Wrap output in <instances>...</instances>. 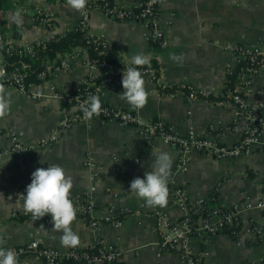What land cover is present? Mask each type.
Returning <instances> with one entry per match:
<instances>
[{
  "label": "crops",
  "instance_id": "0c3cea01",
  "mask_svg": "<svg viewBox=\"0 0 264 264\" xmlns=\"http://www.w3.org/2000/svg\"><path fill=\"white\" fill-rule=\"evenodd\" d=\"M120 1L128 5L133 2ZM27 4L0 16L9 21L8 26L13 22L18 32V35L8 32L7 39L2 41L23 46L79 26L83 9L73 8L68 0H28ZM36 9L52 17L50 27L37 21ZM161 9L160 27L168 40L165 47L147 40V28L139 21L114 20L101 10L91 11L89 34L103 38L124 65L130 63L134 54L143 52L149 55L150 63L161 66L158 82L143 75L149 95L142 108L133 109L122 98L120 93L124 89L118 79H113L99 97L101 104L131 110L143 122L163 120L182 135L195 130L202 137L235 145L242 138L244 123L235 121V108L228 98H222L220 103L221 99L214 95L225 92L230 71L237 67L232 47L259 46L264 51V0H167ZM17 12L22 16V24L12 19ZM170 53L183 54V59L174 61ZM3 58L0 49V61ZM87 59L88 53L77 49L69 59V68L53 82L44 84L45 92L49 95L54 83L59 92L73 93L85 78L100 77L99 71L86 66ZM160 84L171 89L188 84L209 95V100L170 97L161 93L162 89L159 91ZM4 92L10 94L12 104L11 110L0 116V128L20 133L26 144L59 132L63 116L75 110L74 104L63 103L51 95L30 100L11 85L0 88V94ZM261 100H264V75L255 78L248 102L256 105ZM58 134L55 143L26 154L14 153L10 141L0 136V247L14 248L37 240L41 247L62 254L73 248L61 244L62 229H53L51 214L34 220L31 213L22 211L20 194L25 193L32 172L52 163L62 165L72 178V200L88 192L95 204L92 215L100 221L97 229H91L87 220L78 215L71 225L80 237L78 247L88 248L103 240L121 250L120 261L124 264H188L181 255L162 252L159 247L158 216L162 213L171 220L180 218L177 201L168 197L163 206H147L143 199L128 191L135 177H144L151 170L158 152L171 153L174 165L177 151L159 137L147 141L134 127L115 122L75 123ZM87 155L103 168L93 192V182L84 164ZM175 179L191 205L199 199L215 197L216 207L237 208L239 213L235 227L219 234H199L189 240L195 256L209 252L199 264H264V235L248 232L252 225L261 223L264 214L259 207L264 197V148L258 147L252 154L235 159L194 152L189 170L175 174ZM247 202H252L253 207L247 208ZM107 216L120 219L121 223L107 221ZM20 264L45 263L31 253Z\"/></svg>",
  "mask_w": 264,
  "mask_h": 264
},
{
  "label": "built area",
  "instance_id": "2783aa9c",
  "mask_svg": "<svg viewBox=\"0 0 264 264\" xmlns=\"http://www.w3.org/2000/svg\"><path fill=\"white\" fill-rule=\"evenodd\" d=\"M167 0H133L128 5L116 0L115 4L110 5L102 0H90L83 8L79 26L87 28L90 13L94 9L101 10L107 17L114 20H136L144 24L147 28V40L158 46H167L168 40L164 31L160 27L161 7ZM36 19L39 23L46 26L52 25V17L48 16L41 9H36ZM66 32V31H65ZM65 32L60 35H51L46 39L38 40L23 46H17V53L21 56L34 54V46L44 44L49 40H57L63 37ZM0 37V41H1ZM107 48L106 41L99 37L94 40ZM237 56V67L230 71V74L236 72V81L233 85L225 88V92L215 94L214 96L221 99L228 98L234 105L235 121L244 123V130L241 140L232 146L220 143L213 138L200 136L195 130H190L187 134L182 135L173 125L163 120H152L143 122L137 114L131 110L122 107H112L101 104V110L98 115L86 119L83 114V105L89 95L100 97L108 89L113 79L122 81L123 68L107 62L99 64L94 63L91 59L86 60L87 67L101 73L100 77L91 76L83 80L77 91L69 94L61 93L57 90L54 83L50 85V94L58 98L63 103L74 104V111L67 113L59 123V130L68 129L75 123H84L91 125L95 121L115 122L122 126L134 127L141 136L147 141L159 137L165 144L172 146L178 153V159L172 166L169 177V195L177 201L180 206L182 216L176 220L167 218L160 213L157 220V229L160 232L159 247L162 252H173L181 255L188 264H199L203 257H208L209 252H204L201 256H195L189 246V240L199 234H219L227 228H233L239 223V213L237 208L223 210L216 207L215 197L208 199L202 198L197 200L193 205L187 200L184 190L180 188L175 179V174H184L189 170L191 155L194 152L207 153L218 159H235L241 155H250L258 147L264 148V100L253 105L248 102V98L254 90V80L257 76L264 75V51L259 47H232ZM86 51V50H85ZM73 56V55H72ZM72 56L63 58L59 63L48 60L44 67L37 74V81H26L29 67L31 64L22 63L21 69L9 70L3 60L0 61V88L3 86H15L21 93L30 100H40L49 96L44 90V84L53 82V79L63 70L69 68V59ZM143 75H149L153 81H159L161 66L149 63L147 66H139ZM229 74V75H230ZM162 89V91L160 90ZM159 91L170 97L181 95L187 100L206 99L209 95L197 92L191 85L182 84L176 88H166L163 84L159 85ZM59 131V132H60ZM59 132L47 135L38 139L34 144H26L21 140V134L13 129L0 128V136L6 137L11 143V150L17 154L33 153L50 146L59 139ZM85 167L90 173L93 182L91 191H96V182L100 176L102 167L97 164L92 156L87 155L85 158ZM90 193L81 194L74 199V205L77 209V215L85 218L91 229H97L100 221L93 217L95 204L89 195ZM252 202H247V208H252ZM259 207L264 212V197L259 202ZM107 221L117 222L120 219L113 220L112 216L106 217ZM248 232L257 236L264 235V214L259 225H252ZM235 233L232 230V234ZM95 248V252L89 250ZM18 253L19 261L28 254H36L45 264H61L66 259H71L70 264H124L120 261L121 250L113 244H108L103 240H98L93 246L88 248L73 247L68 253L62 254L51 248H43L37 240L28 244L14 247Z\"/></svg>",
  "mask_w": 264,
  "mask_h": 264
},
{
  "label": "clouds",
  "instance_id": "9594fccd",
  "mask_svg": "<svg viewBox=\"0 0 264 264\" xmlns=\"http://www.w3.org/2000/svg\"><path fill=\"white\" fill-rule=\"evenodd\" d=\"M75 9H83L87 0H68ZM12 19L22 24L19 12L13 14ZM170 59L181 61L183 54L170 53ZM150 63L149 55L138 52L131 57L130 63L123 69L121 92L123 99L133 109L142 108L148 100V89L140 65ZM10 94H0V116L11 110ZM83 114L86 119L98 115L101 110V100L96 95H89L84 102ZM43 163V160L41 161ZM173 165V156L168 151H160L155 156L151 170L145 172L144 177H135L130 183V193L143 199L147 206H163L169 195V177ZM31 182L26 186L25 193L20 194L23 200L22 211L31 213L34 220L46 214H51L53 229L61 230L60 242L64 246L75 247L80 237L71 225L76 220L77 209L71 199L73 180L66 174L60 164H52L45 168L39 167L32 172ZM0 264H20L18 253L14 248L0 247Z\"/></svg>",
  "mask_w": 264,
  "mask_h": 264
},
{
  "label": "trees",
  "instance_id": "16d2710c",
  "mask_svg": "<svg viewBox=\"0 0 264 264\" xmlns=\"http://www.w3.org/2000/svg\"><path fill=\"white\" fill-rule=\"evenodd\" d=\"M27 2L28 0H0V16L8 11L15 10L17 6L28 5ZM102 2L113 5L116 0H102ZM8 23L9 21L6 19L0 18V36L2 35V40L7 39L8 32L18 35L16 31L17 26L13 22L8 26ZM96 38L98 36L89 34L88 28L77 26L67 30L65 35L58 37L57 40H49L44 44L35 45L33 56L26 54L23 56L19 55L17 53V46H13L2 40L0 41V49L4 54L3 63L9 70L21 69L23 62L31 64L28 76L26 77L27 82L37 81V74L44 67L46 61L52 60L59 63L63 58L74 55L77 49L86 50L89 59L96 64L107 62L124 69L125 65L121 62L119 56L109 46L103 48L102 44L95 42ZM148 64L140 66H147ZM228 81H230L229 85L235 83L236 72L229 75ZM80 89L82 91L84 89L83 86H80ZM95 250V248H92L89 251L94 253ZM71 262V259H66L61 264H70Z\"/></svg>",
  "mask_w": 264,
  "mask_h": 264
},
{
  "label": "water",
  "instance_id": "95a60500",
  "mask_svg": "<svg viewBox=\"0 0 264 264\" xmlns=\"http://www.w3.org/2000/svg\"><path fill=\"white\" fill-rule=\"evenodd\" d=\"M201 153H203V152H201ZM205 154H207V153H205ZM214 157V156H213Z\"/></svg>",
  "mask_w": 264,
  "mask_h": 264
}]
</instances>
